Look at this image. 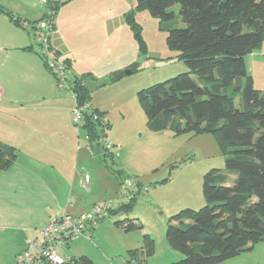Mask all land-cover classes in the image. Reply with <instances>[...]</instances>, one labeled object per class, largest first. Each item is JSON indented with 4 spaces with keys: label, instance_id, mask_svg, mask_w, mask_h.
Returning a JSON list of instances; mask_svg holds the SVG:
<instances>
[{
    "label": "rangeland",
    "instance_id": "1",
    "mask_svg": "<svg viewBox=\"0 0 264 264\" xmlns=\"http://www.w3.org/2000/svg\"><path fill=\"white\" fill-rule=\"evenodd\" d=\"M3 1L9 10H3L5 13L44 27L43 41L47 35L48 45L54 49L63 46L78 59V65L96 69L108 61L112 70L98 81L103 83L101 87L89 91L90 104L100 107L97 110L105 113L110 124L105 142L111 148L105 162L114 186L100 188L94 198V204L108 206V212L94 224L91 238L80 236L60 248L59 255L72 260L64 264H174L183 259L166 240L170 219L184 209L199 210L205 205L203 177L212 169L225 171V156L211 133L175 134L170 127L150 130L138 97L140 91L188 72L180 53L166 43L169 30L183 24L179 19L162 22L148 10H138L136 0ZM171 10L178 13L177 6ZM126 14H133L140 27L143 51L125 22ZM51 23L57 31L54 36L53 29L47 27ZM14 27L13 22L0 24L5 38L0 47L6 49L0 52V97H52L53 93L72 97L68 88H58L55 77L43 65L38 54L45 45L42 39L31 31L32 49L47 76L41 75L28 53L16 49L20 39L13 38ZM261 49L264 51V44ZM130 66L133 71L129 75L114 79ZM252 68L255 88L264 91V66L254 64ZM70 73L66 72L68 78L73 75ZM238 101L235 97V106ZM71 125L78 144L87 149L85 134L73 125L72 115ZM115 222L137 227L126 231L114 226ZM145 237L153 249L150 256ZM130 252H135L137 262Z\"/></svg>",
    "mask_w": 264,
    "mask_h": 264
},
{
    "label": "trees",
    "instance_id": "2",
    "mask_svg": "<svg viewBox=\"0 0 264 264\" xmlns=\"http://www.w3.org/2000/svg\"><path fill=\"white\" fill-rule=\"evenodd\" d=\"M136 1L138 10H148L162 22L179 19L183 24L169 30L166 43L180 53L179 59L188 68L186 73L139 92L148 128L159 131L170 127L175 134L211 133L225 156V171L212 169L203 177L205 205L172 216L166 240L184 256L174 264H221L264 243V91L253 86L245 62L264 42V0ZM174 6L177 14L171 10ZM0 13L18 25L1 7ZM132 15H124L125 22L143 51L140 27ZM61 62L69 72L68 61ZM129 69L133 71L131 66ZM87 80L93 78L72 75L67 88L74 107L81 108L77 126L84 132L88 148L96 145L106 164L105 157L110 154L104 142L110 124L104 112L89 105ZM16 158L14 147L0 145V171ZM114 226L126 231L137 227L122 222ZM147 248L146 254L152 255L150 241ZM130 256L137 262L135 252Z\"/></svg>",
    "mask_w": 264,
    "mask_h": 264
},
{
    "label": "crops",
    "instance_id": "3",
    "mask_svg": "<svg viewBox=\"0 0 264 264\" xmlns=\"http://www.w3.org/2000/svg\"><path fill=\"white\" fill-rule=\"evenodd\" d=\"M5 5L0 0V7L9 12ZM17 20L18 25L0 13V24L13 22L15 26L12 36L20 39L16 49L28 53L37 62L41 75L47 76L37 53L33 49L27 50V44L33 46L30 37L34 23L29 19ZM56 33L53 27L52 35ZM3 35L0 31V43L5 39ZM50 47L59 59L62 52L65 53L62 60L68 61L75 76L89 74L94 81H99L112 71L108 61H102L101 68H88L78 65V59L63 46ZM261 47L245 61L253 86V65L256 64L257 68L264 66ZM5 50L0 47V52ZM51 96L0 97V145L17 150L15 162L0 171V264H14L25 248V240L36 237L41 226L64 214L72 217L84 215L95 205L94 198L100 188L113 189L114 186L106 164L100 160L99 148L87 150L78 144L71 125L73 97H61L55 93ZM89 105L93 108L92 104ZM84 175L90 176V183L85 188L81 184ZM221 264H264V243L256 244L250 251Z\"/></svg>",
    "mask_w": 264,
    "mask_h": 264
},
{
    "label": "built area",
    "instance_id": "4",
    "mask_svg": "<svg viewBox=\"0 0 264 264\" xmlns=\"http://www.w3.org/2000/svg\"><path fill=\"white\" fill-rule=\"evenodd\" d=\"M49 31L52 29V23L48 24ZM44 28L40 25H34L35 37L41 38L43 41ZM45 45H41L39 54L45 59L48 69L51 70L56 77L59 89L67 88L68 71L65 64L56 59L53 52L47 44V35L44 37ZM73 97V96H72ZM81 119V108L74 107L72 111V123L77 126ZM107 150H110V144L104 142ZM90 183V177L84 175L82 178V186L85 188ZM124 183H122V187ZM108 212L107 206L93 205L90 210L82 216L72 217L68 214L62 215L58 219H53L41 226L37 230L36 237L25 240V248L21 254L16 257L14 264H64L71 261L69 257L63 259L59 255V250L63 246L69 245L73 240L80 236L91 238L89 233L94 224L104 218Z\"/></svg>",
    "mask_w": 264,
    "mask_h": 264
},
{
    "label": "water",
    "instance_id": "5",
    "mask_svg": "<svg viewBox=\"0 0 264 264\" xmlns=\"http://www.w3.org/2000/svg\"><path fill=\"white\" fill-rule=\"evenodd\" d=\"M131 73V70L130 69H126L123 73L121 74H117L114 76V79L115 80H119L121 79V77L123 75H129ZM103 83L101 82H98V81H94V80H87L85 82V85L87 87V89L90 91V92H93L95 89L99 88L102 86Z\"/></svg>",
    "mask_w": 264,
    "mask_h": 264
},
{
    "label": "bare ground",
    "instance_id": "6",
    "mask_svg": "<svg viewBox=\"0 0 264 264\" xmlns=\"http://www.w3.org/2000/svg\"><path fill=\"white\" fill-rule=\"evenodd\" d=\"M108 207V206H107Z\"/></svg>",
    "mask_w": 264,
    "mask_h": 264
}]
</instances>
